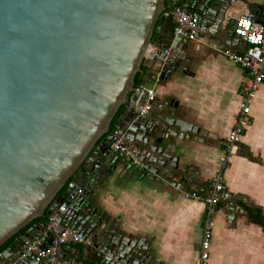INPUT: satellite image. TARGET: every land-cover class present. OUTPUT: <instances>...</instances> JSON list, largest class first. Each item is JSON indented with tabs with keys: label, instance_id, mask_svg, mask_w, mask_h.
<instances>
[{
	"label": "water",
	"instance_id": "95a60500",
	"mask_svg": "<svg viewBox=\"0 0 264 264\" xmlns=\"http://www.w3.org/2000/svg\"><path fill=\"white\" fill-rule=\"evenodd\" d=\"M166 1L0 0V245L14 236L0 264H163L98 199L113 178L192 181L179 165L174 112L115 116L138 71L146 80L157 69L162 78L182 70L188 40L172 32V21L156 23L170 18ZM180 1L214 35L233 36L231 18L249 16L231 13L235 0ZM113 118L117 133L140 150L139 165L110 149ZM53 211L56 232L44 233ZM64 228L82 239L60 245L53 261L19 251L26 239L48 245Z\"/></svg>",
	"mask_w": 264,
	"mask_h": 264
},
{
	"label": "crops",
	"instance_id": "0c3cea01",
	"mask_svg": "<svg viewBox=\"0 0 264 264\" xmlns=\"http://www.w3.org/2000/svg\"><path fill=\"white\" fill-rule=\"evenodd\" d=\"M231 10L258 18L263 0H235ZM234 24L231 18L229 33ZM199 28V39L188 41L182 52V70L156 85L149 116L161 119L174 112L179 118L176 128L182 139H175L179 165L185 166L192 181L166 186L113 178L98 199L124 230L145 237L163 264H194L199 255L204 204L184 198L183 192L205 193L217 171L222 141L238 115L239 86L246 76L245 69L222 52L243 49L245 43L234 34L214 35L216 28L210 23ZM250 118L225 171L208 264H264V80L251 101Z\"/></svg>",
	"mask_w": 264,
	"mask_h": 264
},
{
	"label": "built area",
	"instance_id": "2783aa9c",
	"mask_svg": "<svg viewBox=\"0 0 264 264\" xmlns=\"http://www.w3.org/2000/svg\"><path fill=\"white\" fill-rule=\"evenodd\" d=\"M170 18L173 22L172 32L180 35L188 41L199 39L198 14L190 12L188 6L180 0H169L168 2ZM234 34L241 38L246 46L243 49L224 48L223 54L230 60L240 65L246 71V76L239 86L238 95L240 98L239 112L231 130L222 141L223 154L218 158V169L210 177L205 193H198L196 190L183 192L184 198H195L204 204V220L202 226L201 240L199 244V255L194 264H208L209 249L212 238V221L223 190L224 175L230 166L234 151L237 147L242 131L249 125L250 106L254 95L264 80V0L263 13L258 18L251 16H240L235 21L233 28ZM156 47L150 45L149 50L153 51ZM170 47L162 48L167 53ZM162 79L161 69L152 71L146 80H142L133 86L127 101L124 103L123 111H129L134 117H149L153 110L155 100V88ZM116 138L110 142V149L118 152L125 159L140 163V150L129 141L123 134H118L116 129L112 131ZM67 186L75 188L73 182L68 181ZM81 189H76L80 192ZM58 213L56 211L47 215L45 231L56 232ZM81 232H75L70 228H64L62 232L54 235L48 245H40L37 240L26 239L20 252L25 255L33 253L36 260L47 258L53 261L60 245L68 242H80Z\"/></svg>",
	"mask_w": 264,
	"mask_h": 264
},
{
	"label": "trees",
	"instance_id": "16d2710c",
	"mask_svg": "<svg viewBox=\"0 0 264 264\" xmlns=\"http://www.w3.org/2000/svg\"><path fill=\"white\" fill-rule=\"evenodd\" d=\"M168 2H169V0L166 1V4H167V5H168ZM167 9H169V6H167ZM166 21H167V22L170 21V18L165 17V19H164L163 21L160 20V19H158L156 23H157V25H159V24H163V23L166 22ZM142 74H143V73H142V72H139V71L136 73L135 78H134V85H136L137 83H139V82L142 81V79H141ZM123 109H124V107H123V105H121V106L119 107V109L117 110L115 116H117L118 113L122 112ZM109 129H110V131H113V130L116 129V120H115V118H113V119L111 120ZM28 225H29V224H28ZM28 225H26V226H24L22 229H20V230L18 231V233H23V232L26 230V228L28 227ZM18 233H17V234H18ZM13 237H14V236H13ZM13 237L9 238V239L6 240L2 245H0V250H1V249H4L7 245H9V244L11 243Z\"/></svg>",
	"mask_w": 264,
	"mask_h": 264
},
{
	"label": "flooded vegetation",
	"instance_id": "af4514ba",
	"mask_svg": "<svg viewBox=\"0 0 264 264\" xmlns=\"http://www.w3.org/2000/svg\"><path fill=\"white\" fill-rule=\"evenodd\" d=\"M169 23H171V20L170 21H168Z\"/></svg>",
	"mask_w": 264,
	"mask_h": 264
}]
</instances>
